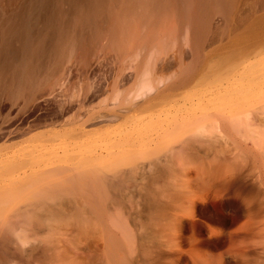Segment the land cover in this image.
<instances>
[{"label": "bare ground", "instance_id": "bare-ground-1", "mask_svg": "<svg viewBox=\"0 0 264 264\" xmlns=\"http://www.w3.org/2000/svg\"><path fill=\"white\" fill-rule=\"evenodd\" d=\"M263 119L264 0H0V264H228L262 223L215 153Z\"/></svg>", "mask_w": 264, "mask_h": 264}, {"label": "rangeland", "instance_id": "rangeland-1", "mask_svg": "<svg viewBox=\"0 0 264 264\" xmlns=\"http://www.w3.org/2000/svg\"><path fill=\"white\" fill-rule=\"evenodd\" d=\"M258 14L259 12H254L253 17ZM251 130H253L252 135H255L250 136L252 138L243 137L242 132H239L237 136H233V141L227 139V143L224 144L225 141L222 140L223 144L220 143L217 148L219 154L215 153V160H219L218 164L221 167L220 173H229L228 176L236 178L237 183L240 181L243 184L239 183L238 185L244 186L243 189L247 195V191L251 192V195H248L250 198L247 196L248 201L257 221L262 223L261 229H258L259 232L257 230L246 242H240V244L243 243L240 246L241 253H235L226 258L227 262L229 261L228 264H264V119L261 122H255ZM220 147L221 149H219ZM201 151L204 153L203 150ZM160 176L142 178L137 175L127 180L121 190L122 202L125 205L140 207L150 200H157L167 205L169 201L166 199V195L170 192L174 194L175 187L169 182L170 173ZM169 207L171 205H167V208ZM230 247L231 244L227 243L222 250H228Z\"/></svg>", "mask_w": 264, "mask_h": 264}]
</instances>
